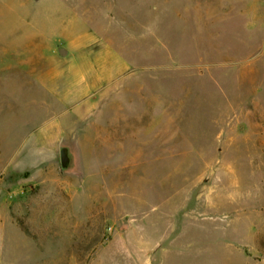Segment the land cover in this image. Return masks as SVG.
Returning a JSON list of instances; mask_svg holds the SVG:
<instances>
[{
  "label": "rangeland",
  "instance_id": "374dc122",
  "mask_svg": "<svg viewBox=\"0 0 264 264\" xmlns=\"http://www.w3.org/2000/svg\"><path fill=\"white\" fill-rule=\"evenodd\" d=\"M243 1L0 0V264H264V10ZM69 72L98 134L42 148L73 114L41 77Z\"/></svg>",
  "mask_w": 264,
  "mask_h": 264
},
{
  "label": "crops",
  "instance_id": "0c3cea01",
  "mask_svg": "<svg viewBox=\"0 0 264 264\" xmlns=\"http://www.w3.org/2000/svg\"><path fill=\"white\" fill-rule=\"evenodd\" d=\"M250 1L251 3H247L246 7L245 5L240 6V10H264L261 7L262 0ZM258 1L260 2V4L257 3ZM207 2L208 10H234L237 0H207ZM244 3L245 1L241 0L240 4ZM71 72L67 73L69 74V77L65 76V78L69 79V85H67L66 83L64 85V81L60 85V83L53 80V78H57L58 76H49L48 79H46V75H42L43 77H41V85H52V87L50 86L51 93L48 94L50 97H48L47 100L49 101L53 99L59 101L60 103L68 107L65 109V111H71L73 114V116L69 120L63 121L62 119H58V117L64 113L63 111L60 115L53 117L51 119L52 121L44 124V126L38 131L37 135L34 138V140L37 141V144L42 148L48 147V149H54L55 145L60 143L62 140L75 141L76 139H78L80 143L81 140H83L81 139V136L83 134L84 136H87L88 133H90L88 131L89 129H91L90 131L91 133H93L92 135L94 137H96L98 134V131L96 132V130L93 129L95 125L94 119L88 121V117L94 116V108L96 106L95 103L97 100L96 98L91 96L96 94L95 87L92 83L86 81V77L85 82H83L82 77L80 76L81 74H78L77 72ZM58 79H60V77H58ZM80 79L81 81H78ZM85 128L86 131L84 130ZM83 131L85 132L83 133ZM96 153L97 151L93 150V152H91V155L95 157ZM21 155V152L17 151V154H15V158H18ZM84 159L85 154L82 153V171L84 172L85 177L88 174L89 169Z\"/></svg>",
  "mask_w": 264,
  "mask_h": 264
},
{
  "label": "water",
  "instance_id": "95a60500",
  "mask_svg": "<svg viewBox=\"0 0 264 264\" xmlns=\"http://www.w3.org/2000/svg\"><path fill=\"white\" fill-rule=\"evenodd\" d=\"M75 149V146L67 144L60 146V163L64 174L74 175L78 171L79 161Z\"/></svg>",
  "mask_w": 264,
  "mask_h": 264
}]
</instances>
